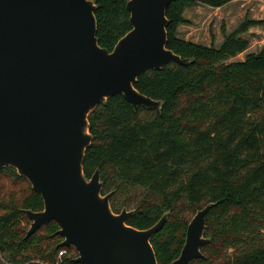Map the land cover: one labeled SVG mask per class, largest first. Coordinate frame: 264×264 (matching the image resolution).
Returning a JSON list of instances; mask_svg holds the SVG:
<instances>
[{"label":"trees","instance_id":"trees-1","mask_svg":"<svg viewBox=\"0 0 264 264\" xmlns=\"http://www.w3.org/2000/svg\"><path fill=\"white\" fill-rule=\"evenodd\" d=\"M96 37L111 51L130 29L128 0H91ZM234 0H173L166 10L167 48L187 66L170 63L141 74L142 95L162 101L160 111L134 110L121 95L99 105L88 118L92 143L83 160L90 179L96 169L110 207L134 211L126 224L152 227L167 221L150 243L157 264L180 254L191 216L209 203L203 259L190 264H264V47L243 61L226 63L248 48L243 35L257 21L245 20L218 47L177 36L185 9L221 8ZM4 180V181H3ZM43 209L41 198L15 170L0 171V264H73V247L54 221L25 238L24 211Z\"/></svg>","mask_w":264,"mask_h":264},{"label":"water","instance_id":"water-1","mask_svg":"<svg viewBox=\"0 0 264 264\" xmlns=\"http://www.w3.org/2000/svg\"><path fill=\"white\" fill-rule=\"evenodd\" d=\"M172 1L128 0L131 29L108 51L99 46L91 0H0V171L15 170L41 198V211H24L25 238L54 221L58 247L77 253L73 264H157L150 239L169 212L148 229L128 226L134 211L114 213L99 170L86 179L82 164L93 140L88 118L99 105L121 95L134 110L160 111L162 101L135 89L138 77L191 63L167 48ZM215 205L196 211L170 264L204 258Z\"/></svg>","mask_w":264,"mask_h":264},{"label":"rangeland","instance_id":"rangeland-1","mask_svg":"<svg viewBox=\"0 0 264 264\" xmlns=\"http://www.w3.org/2000/svg\"><path fill=\"white\" fill-rule=\"evenodd\" d=\"M183 18L185 22L178 26L177 36L207 47H218L225 35L234 31L245 20L259 23L250 27L243 35L248 41V48L226 63L243 61L246 55L257 53L264 47V0H235L216 9L199 4L185 9ZM193 216L194 214L191 218ZM22 226L26 231L29 228L27 223Z\"/></svg>","mask_w":264,"mask_h":264},{"label":"built area","instance_id":"built-area-1","mask_svg":"<svg viewBox=\"0 0 264 264\" xmlns=\"http://www.w3.org/2000/svg\"><path fill=\"white\" fill-rule=\"evenodd\" d=\"M66 254V251L62 250L58 253L57 255V263L56 264H60L61 263V260H62V257Z\"/></svg>","mask_w":264,"mask_h":264},{"label":"crops","instance_id":"crops-1","mask_svg":"<svg viewBox=\"0 0 264 264\" xmlns=\"http://www.w3.org/2000/svg\"><path fill=\"white\" fill-rule=\"evenodd\" d=\"M234 1H235V0H234ZM234 1H232V2H234ZM247 1H249V0H247ZM232 2H230V3H232ZM230 3H228V4H230ZM228 4H227V5H228ZM227 5H225V6H227Z\"/></svg>","mask_w":264,"mask_h":264}]
</instances>
